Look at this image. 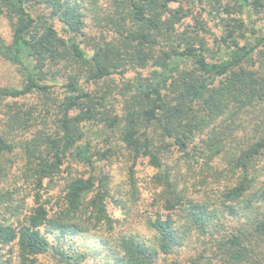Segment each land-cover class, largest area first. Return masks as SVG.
<instances>
[{"label":"trees","instance_id":"obj_1","mask_svg":"<svg viewBox=\"0 0 264 264\" xmlns=\"http://www.w3.org/2000/svg\"><path fill=\"white\" fill-rule=\"evenodd\" d=\"M263 9L0 0L12 29L0 58L22 78L0 88V264H99L97 247L76 240L90 231L102 264H264ZM140 159L155 192L139 208L107 166L125 167L131 187ZM52 184L55 204L44 198Z\"/></svg>","mask_w":264,"mask_h":264},{"label":"rangeland","instance_id":"obj_2","mask_svg":"<svg viewBox=\"0 0 264 264\" xmlns=\"http://www.w3.org/2000/svg\"><path fill=\"white\" fill-rule=\"evenodd\" d=\"M199 7L194 8L195 11H198ZM203 16L208 20L209 25L218 33V29H216L215 21L209 20V17L206 13L203 12ZM257 17V16H256ZM257 21V27L259 29V33H262L264 35V9L260 13V17ZM190 21V19H188ZM91 19L87 18V23H91ZM57 27L62 32V25L60 23L57 24ZM92 28V27H91ZM91 30L88 31L90 33ZM99 27L96 25L94 28V31L92 32L93 35H99ZM0 37H3L7 42H10L12 40V29L8 22V20L0 15ZM133 75V73H131ZM118 81H122L119 78H117ZM22 82V78L20 73L17 71V68L15 65H12L10 62H7L6 60L0 58V88L7 85H20ZM75 165V164H74ZM81 168H84L82 165H77ZM80 168V169H81ZM107 168L111 169L112 173L114 174L115 178V185L117 186L120 184V188L126 187L128 191L127 198L124 197V202H126L129 205H133L138 203V207H142L144 205V201L147 198H151L155 192V186L153 184V176L155 174V169L149 164V162L146 159H140L138 163L135 165V170L137 171L136 177L133 178L132 181H130L131 187L126 184V182H123L124 175L127 173V169L123 167L121 164H114L112 167L109 165ZM82 170V169H81ZM129 183V182H128ZM19 189H21V194H26V202L27 204H33L35 202L34 194L28 192V190L32 189V185L30 182L27 184L25 182V179L23 178L19 183ZM153 186H154V192H153ZM45 190L44 198H52V203L55 204L56 201V195L59 191V186H48ZM153 192V194H152ZM118 194V193H117ZM137 196V199H135ZM121 197V196H120ZM122 203H116L114 201H109V210L112 213V215L115 218H118L124 222V214L125 211L122 209ZM139 207V208H140ZM118 223V222H117ZM121 223V224H122ZM117 225V230L122 228ZM125 227V226H124ZM141 229V228H140ZM76 240L78 243H89L98 249L99 256L97 257V261L99 264H102V262L107 258V255L105 253V249H103V246L101 244L99 234H97V231H90L85 236H78L76 237ZM13 260H18L17 256V245L13 246ZM95 258H91L89 262H94ZM38 264H55V261L52 256H40Z\"/></svg>","mask_w":264,"mask_h":264}]
</instances>
